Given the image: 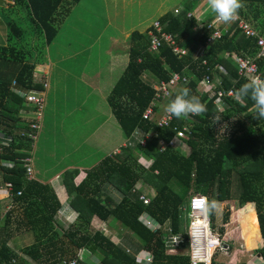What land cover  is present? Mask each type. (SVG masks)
<instances>
[{
    "label": "trees",
    "instance_id": "obj_1",
    "mask_svg": "<svg viewBox=\"0 0 264 264\" xmlns=\"http://www.w3.org/2000/svg\"><path fill=\"white\" fill-rule=\"evenodd\" d=\"M80 2L15 0V8H0L7 29L6 41L0 44V133L6 137L0 140V171L3 183L11 185L9 198L14 208L3 211L0 199V264H64L71 260L78 264L83 248L99 259L100 264H142L136 261L141 249L153 255L150 264H190L186 253L189 234L182 210L184 193L189 188L194 190V195L201 194L219 203L218 210L208 216L209 224L213 231L221 233V239L226 234L231 249L228 255V249H218L212 264H245L252 249L264 262V119L253 118L249 111L251 100L235 99L236 89L247 78L238 73L233 60L234 54L258 52L256 39L264 38V0H242L244 7L238 13V19L248 23L255 36L246 37L233 21L222 26L221 37L209 44L207 39L213 28H207L206 22L214 16L205 0L181 1L178 13L169 10L158 21L161 31L173 34L175 44L188 49L185 55L173 52L165 41L159 44L158 51L152 50L150 31L158 34L153 24L144 32H132L129 63L107 96L126 139L117 145L119 151H109L90 170L77 168L64 172L65 191L73 194L69 205L78 214L75 222L65 223V227L56 219L63 203L54 185L33 177L31 153L39 127L32 124L40 119L36 114L21 115L20 109L26 107L25 96L29 91L45 90L46 80H35V62L42 60L43 47L51 44ZM189 12L192 15L187 17ZM19 14L22 18H17ZM204 17V25L199 29L198 20ZM199 45L203 54L197 53ZM255 61L260 77L264 78V55ZM218 65L225 67V73ZM172 72L186 77L183 87L201 98L207 112L186 119L171 117L161 126L157 119L165 113L164 103L155 106L158 112L155 118H146L144 114L155 100L152 79L167 81ZM215 74L221 77V84L213 81ZM206 77L216 85L213 94L196 91L199 81ZM218 98L223 107L218 106ZM29 104V110L35 109L33 103ZM220 123L230 124L231 131L218 134L215 127ZM138 131L142 137L136 138ZM180 131L183 133L180 139L191 148L187 154L178 145L169 143ZM162 140L166 143H160ZM140 155L151 162L150 167L139 161ZM28 166L32 169L31 178L27 175ZM236 178L238 187L234 193ZM141 181L156 190L149 204L139 197ZM172 181L183 192L174 190ZM108 185L118 192L120 199L110 194ZM230 200L240 204V214L235 218ZM15 209L22 216L17 217V227L24 226L33 235V242L21 247V253L8 244L13 237L10 224ZM143 215L160 226L151 227ZM101 222L131 230L137 238L132 252L102 231L98 226ZM172 234H180L181 240L177 244L178 252L170 253L168 238ZM236 245L239 252L246 253L245 260L231 256L235 255L232 249Z\"/></svg>",
    "mask_w": 264,
    "mask_h": 264
},
{
    "label": "rangeland",
    "instance_id": "obj_2",
    "mask_svg": "<svg viewBox=\"0 0 264 264\" xmlns=\"http://www.w3.org/2000/svg\"><path fill=\"white\" fill-rule=\"evenodd\" d=\"M85 3L84 4H89L90 5V0H84ZM93 1H97L98 3H100L99 7H95V9L92 10V14L95 18L99 17V21L101 22V17L104 15L105 13V3L104 1H106L107 3V13L111 16L114 17L113 22L111 23L112 28L111 30H108L107 33H111L112 31L117 32L118 30H116L117 28H122L125 31L126 29H129L130 33H132L135 30H139L142 31L143 28H145L147 25L151 24L153 22L156 23V21L158 20L155 19L156 17H158V15H160L162 12L165 11V13L169 10H175V8L177 7V5L180 4L181 1L183 0H161L162 3H168L165 6V9H162L160 12H155L154 8L150 7L149 5L143 7L142 10V4H140L138 6L132 3H129V7L125 8L122 3L120 1H114L115 3H111L109 2L110 0H93ZM139 1V0H136ZM202 0H200L201 2ZM85 6V5H84ZM91 6V5H90ZM199 7V6H198ZM2 10V9H0ZM175 12V11H174ZM80 14V11H75L73 13V17L75 18V16L77 17ZM22 15H18L17 18H22ZM239 16V15H238ZM206 17L201 18L200 20H198V24L202 23L203 20H205ZM73 20V19H72ZM22 21V19L20 20ZM97 21V19H95L94 23ZM143 21V23H142ZM93 23V24H94ZM102 23V22H101ZM92 24V25H93ZM197 24V27L199 28L202 24H200V26ZM64 29H60L61 31L67 32L70 31L72 29V27L75 30H79L80 26L77 23H73L67 22V20L64 22ZM98 25V24H95ZM6 33H7V29L5 28V36L1 37L0 36V44H2L3 42L6 41ZM1 34V32H0ZM4 34V33H3ZM1 34V35H3ZM121 36V33L119 34ZM70 37H67V35H63L61 34L60 37H58L57 42H59L60 44H64L67 41H69ZM104 39V37L102 38ZM115 42L117 40H114ZM125 41V40H124ZM116 44V43H115ZM120 45V44H119ZM187 49V48H186ZM43 65L40 64H36L35 68L37 69V71H39L40 67H46V65H48V68L50 67V69L52 68V66L54 65V60L52 58H50L51 60L47 61L46 59L48 58V56L50 57V49L49 47H43ZM188 52V49H187ZM235 58L237 57L236 55L234 56ZM47 61V62H46ZM51 61V62H50ZM237 62V60H235ZM70 67L73 68V65L70 64ZM47 68V67H46ZM218 69H220L221 72L225 73L226 69L223 65H218ZM48 71V69H47ZM46 71V72H47ZM47 75L46 73L43 74V76L41 75H37V73L34 75L35 76V80L36 81H41L46 83V87L45 90L42 92H37V94H40L43 97V102H42V106L41 109L39 108L40 114H39V122H37V134L35 136V138H37L34 143H33V147H32V166L34 169V173L37 177H42L43 176V172L45 171V169L48 171V173H46L48 177V181L54 177L56 175L57 172L60 171L61 168H66L69 170H73V169H82V170H90L91 168H93L96 164H98L99 161H101L102 158L105 157V154H108L106 151L108 150V147L111 143L110 139H105L106 136L108 135V133L104 134V133H95V134H88L89 130H84V132L80 133L78 131V128H75V130L78 132V134H70V126L72 125L73 121L68 122V119H64L67 115L66 112L63 111L68 110L71 104H66V102L63 104L61 101V94L62 91H57L55 94V98H51L49 100V96L46 94V90L48 88V83H47V76L44 79V76ZM54 76H56L55 72H54ZM250 77V76H249ZM248 77V78H249ZM59 78V77H57ZM213 81L217 84H221V77L218 76L217 74L213 75ZM70 80H68L69 83ZM76 80L73 79L70 82H75ZM154 84L156 83L155 81H153ZM186 82V81H184ZM215 83L213 84L214 86ZM13 85V81L11 83ZM185 84H180L178 87L173 88V90L176 92L177 89L183 87ZM203 84L199 81L197 87H196V91L201 94L203 93L202 91H204L203 89ZM167 91L169 92V89H167ZM205 92V91H204ZM209 94H213V90L208 92ZM26 100V107L20 109V113L21 115H26V116H31L34 115L37 111V109H33V110H29L27 108V105H30L29 102L27 101V98L25 97ZM48 102H49V106L48 107ZM168 104V101H166L163 105L166 106ZM220 104V103H217ZM218 106H222L221 104ZM223 107V106H222ZM221 107V108H222ZM57 110V111H55ZM221 110V109H220ZM63 111V115L59 116V114ZM52 115V119L49 115ZM55 114V115H54ZM54 115V116H53ZM25 117V116H24ZM11 118V117H10ZM64 122L65 121V127L64 129L58 128V122ZM46 122H48L46 124ZM57 122V123H56ZM68 122V124H67ZM56 123V124H55ZM2 127V126H1ZM69 127V128H68ZM57 129V130H54ZM105 129H109V126H107ZM215 130L220 133H229V131H231V127L230 124L227 126L224 123H220L217 124L215 127ZM24 132V131H23ZM75 132V131H74ZM218 133V134H220ZM141 135V136H139ZM135 137H142V133H138L135 132ZM181 137V136H180ZM180 137H175L172 140L174 141V145H178V148L180 149V151H182L183 153L187 154L190 152V145L187 144V142L183 141V139H180ZM125 141V140H124ZM161 143V142H160ZM1 145V144H0ZM115 151H119V148L116 149V147L114 148ZM113 151V150H111ZM139 161L144 164L146 167H150L151 162L146 161V159L143 156H139ZM5 163L1 161V164ZM6 165H9L8 163H6ZM68 165H73V167L75 168H71L68 167ZM57 181H50L48 182V184L53 185L55 187V190L57 192V195L59 197V199L62 201L63 205H69V201L71 199V197L73 196V194H68L65 191V187L63 185V177H61V179L56 178ZM60 180V181H59ZM171 186L173 187L174 190L180 192H183V189H181V186L179 184H177V182L172 181L171 182ZM238 187V180L236 178V182L233 185V190L234 193H237V187ZM139 187V191H143L145 194H148L150 196V198H152L154 195H156V190L154 188H152L151 186H149L148 184H146L144 181H141L138 184ZM108 191H110L111 195L115 197L116 200L120 199L118 195V192H116L115 190L111 189V185H108ZM194 195V190L189 188L187 190L186 193H184V198H185V205L182 207V210L184 211V215H185V223H184V227L185 229L188 231V226L190 227V221L192 219L196 220L197 217H200L201 215L197 212V216L195 214V212H193L188 205V200L189 198ZM0 199L3 200V211H7L11 208H13V204H11L10 198H9V192L7 190V187L5 186V183H3L2 181V173L0 171ZM113 199V200H115ZM230 206L232 207V218H235L234 216H239L240 212H239V203L235 202L234 200H230L229 201ZM14 209V208H13ZM255 210V209H254ZM20 210L15 209L13 211V216L11 218V224L10 227L12 228V239L8 242L9 246L11 248H13L15 250V252H20V248L24 247L26 245H29L33 242V235L32 233H30L29 231L25 230L24 226H20L17 227L18 225V219L17 217H19L21 219V212L19 213ZM256 212V211H255ZM257 213V212H256ZM17 219V220H16ZM58 222H61L65 227H67V223L66 221H61L58 220ZM148 221V219L146 220ZM218 221V219L216 220ZM159 223H157L158 225ZM196 225L198 226V228L195 229V231H193V235H197L198 236H203L204 235V227L201 226L199 227V223L198 221H196ZM210 225V224H209ZM98 226L100 227V229L102 231H104L111 239H113L114 242L120 244L122 247H125V249H129L130 252H132V249H134V245L137 244V238L136 235L129 229L127 228H123L122 226L119 225H115V224H108V223H99ZM160 226V225H159ZM207 228V227H206ZM59 229V228H58ZM211 229V227H210ZM208 228H207V232H208ZM211 231L216 234V235H220L217 234L218 232H215L211 229ZM180 235V234H177ZM226 234L224 233L222 235L223 239L222 241L227 243L228 241L230 242L229 238H227V236H225ZM168 246L170 248V252H172V247H174L173 244V238L171 237V235L168 238ZM228 250H227V255L230 254V247L229 245H226ZM239 246L236 245L235 247H233L232 250L235 249V255L234 253L231 254V256H240L241 258H236L239 260H245L246 258V253L242 252V250H240L239 252ZM126 249V250H127ZM187 249V250H186ZM186 253L189 255V245L186 248ZM255 249V248H254ZM144 249L140 250V253L143 252ZM174 252H178L177 246L175 245V249H173ZM204 253V252H203ZM200 258L203 257V254L201 256H199ZM80 261L81 263L78 262V264H95V259H97L93 254L90 255L88 250L86 249H82L80 252ZM213 258V256H212ZM261 257L258 253L254 252V250H250V256L248 258V260L245 261V264L253 261V262H257L260 261ZM229 262H235V261H230Z\"/></svg>",
    "mask_w": 264,
    "mask_h": 264
},
{
    "label": "crops",
    "instance_id": "obj_3",
    "mask_svg": "<svg viewBox=\"0 0 264 264\" xmlns=\"http://www.w3.org/2000/svg\"><path fill=\"white\" fill-rule=\"evenodd\" d=\"M114 1H120L125 8L131 6L129 3L134 5L138 3V6L142 4V10L143 7L149 5L154 8L155 12H160L162 9H165L166 4H168H163L161 0H110L109 2L115 3ZM84 3L85 1L81 0V2L74 7L72 14L67 19V22L71 21L73 26L74 23L79 24V30H75L73 27L67 32L60 30L51 44L46 46L50 49V57L48 56L46 60L49 61L51 60L50 58H52L54 60V65L50 69V67L48 68V65L45 64L47 68L42 66L39 71L35 68V73L41 76H43L44 73L47 74L44 76V79L47 76L48 88L46 94L49 96V100L55 98L56 92L60 90L62 91V93H60L62 103L64 104L66 102L65 105L72 103L68 110H63L67 115L64 119H68V122L73 121L72 125H69L71 127L70 134H78L75 128H78L80 133L88 129H91L88 134L108 133L105 138L106 140H111L108 150L106 151L108 153L126 139L108 105L107 96L117 79L123 74L127 63H129V38L132 33H130L129 29L124 31L123 27L117 28V32L112 31L111 33H107L108 30L114 29L112 28L114 26L111 25L114 17L107 13L106 1H104L105 13L101 17L102 23L99 21V17L95 18L92 14V10L95 9V7H99L100 3L93 0L89 2L91 6ZM15 7V0H0V8L12 9ZM75 11H80V14L72 18ZM164 13L165 11L155 19L159 18ZM95 19H97V21L94 23ZM153 22L143 28L142 32L146 31ZM5 28L4 20L0 14V32L1 34L4 33L3 35L0 34L1 37L5 36ZM62 29H64V25H62ZM120 33L121 36L119 35ZM61 34L67 35V37H70V40L64 44H60L57 40ZM103 37L104 39H102ZM114 40L117 41L115 42ZM43 61L44 59L42 56V60L35 62V65H43ZM70 64L73 65V68L70 67ZM54 72L56 76H54ZM73 79L76 81L70 82ZM68 80H70L69 83ZM48 107H50L49 102ZM63 111L59 116L63 115ZM49 116L52 119V115ZM47 123L48 122H46V124ZM107 126H109V129H105ZM64 127L65 121H59L58 128L61 130L64 129ZM138 132L139 134L142 133L141 131ZM68 167L75 168L73 165H68ZM67 170L69 169L61 168L60 171L48 181V177L50 176L46 175V173H48L46 169L42 177H37L33 169V177L46 183L50 181L56 182V178L61 179V177L64 176V172Z\"/></svg>",
    "mask_w": 264,
    "mask_h": 264
},
{
    "label": "built area",
    "instance_id": "obj_4",
    "mask_svg": "<svg viewBox=\"0 0 264 264\" xmlns=\"http://www.w3.org/2000/svg\"><path fill=\"white\" fill-rule=\"evenodd\" d=\"M180 7H176L175 8V13H178ZM192 15L191 12L187 13V17H190ZM239 16L237 17V19H235L234 21L237 22L238 27L241 29V32L244 33V35L246 37H251V36H255L256 32L254 31V29L248 24L246 23L243 19H238ZM206 27L207 28H213V31L211 33V35L208 37L207 39V44L209 43H213L215 41V39L220 38L221 37V33H222V26H226V24H221V23H216L214 22V19H212L211 21L206 22ZM202 24L201 26L204 25V23H200ZM200 24H198L200 26ZM154 25V29L156 28L158 31V34H155L154 31H150L151 34V48L154 51H158V46L161 42L165 41L169 46H171L172 51L177 53L179 56L180 55H185L187 54V49L186 48H181L178 45L175 44V40H174V35L171 33H167L164 31H161L160 28V23L157 20L156 23L153 24ZM201 26L199 27V29L201 28ZM256 44L258 46L257 49V53H255L254 55H250V54H234V56L236 55L237 57H233V60H237V62L235 61L237 67H238V73L246 78H248L249 76H256L259 75L260 73L258 71V66H257V62L255 61V59L259 56V55H264V38L262 37H258L256 39ZM202 46L199 45L198 54H203V51L201 50ZM186 77L185 76H180L177 72H172L171 77L167 80V81H160V82H156L154 84V88L156 89V95H155V100L152 102V104L149 105L148 109L146 110L144 116L146 118L148 117H153L155 118L156 115H158V112L156 113L155 111V106L158 105L159 102L161 103H165L166 100L169 101V98L172 96V94H174V90L173 88L178 87L180 84H184V81H186ZM203 84V90L207 93L211 90H213L215 88V86L212 84V81H210V79L208 77L204 78L203 80L200 81ZM167 89H169V92L167 91ZM37 92H42V91H36V90H31L29 91L28 94H26V98L27 101L29 103H33L35 105V108L37 109L36 111V118L39 117V114L41 111H39V108L41 109V104L43 102V97L40 94H37ZM229 93H233L232 90L229 91ZM223 94V92L220 90L218 91V95ZM157 101V102H156ZM220 101V98H218L216 100V102ZM220 103V102H218ZM166 108V106H165ZM171 118V116H169L166 112L162 115L158 117V124L163 126L165 124H167V122L169 121V119ZM32 126L37 127V124H32ZM181 135H183V133L180 131L176 134V136H174L173 138H177L180 137ZM6 137L3 136L2 133H0V140L5 139ZM173 138H171L169 140V143H174V141L172 140ZM7 139H10L7 138ZM161 143L165 144V140H162ZM29 159V158H27ZM27 175L29 178L32 177V169L28 166L27 168ZM5 186L7 187L8 192L11 190V185L9 183H5ZM142 193L140 194V199L145 203V204H149L151 201V198L148 194H145L143 191H141ZM17 194H20V191L17 192ZM195 195H201V194H195ZM194 196V195H193ZM192 196V197H193ZM204 196V195H203ZM189 201V208L190 207V202L191 199ZM197 213V212H195ZM143 218H147L148 219V224L151 225V227L155 228V227H159L157 225V223H153V221H151L149 219V217L147 215H143ZM202 219L206 222V225H204V235L203 236H198L193 235V231H195V227H194V219H192L190 221V227L188 226V233H189V255H190V264H212V249L216 248L217 246H220V244L224 242L222 241L220 235H216L214 234L211 229H210V225H209V217L205 218L202 216ZM208 228V232H207V228ZM220 234V233H217ZM171 237L173 238V244L174 247H172L173 249H175V245L177 246V244H179V241L181 240V236L177 235V234H172ZM177 239H179L177 241ZM172 249V252H174V250ZM170 252V253H172ZM204 252V253H203ZM203 254V257L200 258L199 256H201ZM153 259V255L150 252H147V250H143V252L140 255V258H137L136 261H138L139 263L142 264H150L152 262ZM66 264H75V260H71L69 262H67ZM247 264H264L261 260L259 262H249Z\"/></svg>",
    "mask_w": 264,
    "mask_h": 264
},
{
    "label": "clouds",
    "instance_id": "obj_5",
    "mask_svg": "<svg viewBox=\"0 0 264 264\" xmlns=\"http://www.w3.org/2000/svg\"><path fill=\"white\" fill-rule=\"evenodd\" d=\"M205 3L208 11L214 16V22L221 24L233 22L237 19L239 10L244 7L242 0H205ZM245 98L253 102L249 110L253 118L256 120L264 119V78L259 75L249 77L236 89L235 99L238 102H244ZM165 112L171 117L186 119L190 115L200 116L206 113L207 106L199 96L191 94L190 88L181 87L174 96L169 98ZM190 207L193 212H198L207 218L218 210L219 203L216 199L209 200L206 196L194 195L191 199ZM77 217L78 214L70 205L62 204L56 214V219L66 221L69 224L74 223ZM226 245L229 244L224 242V246ZM63 263L66 264V261ZM95 264H100V260L95 259Z\"/></svg>",
    "mask_w": 264,
    "mask_h": 264
},
{
    "label": "bare ground",
    "instance_id": "obj_6",
    "mask_svg": "<svg viewBox=\"0 0 264 264\" xmlns=\"http://www.w3.org/2000/svg\"><path fill=\"white\" fill-rule=\"evenodd\" d=\"M196 216H197V215H196ZM196 221H198V223H199V227H201V226L204 227V225H206V222L202 219V215H201L200 217H197L196 220H194V222H195V223H194V227H195V229L198 228V226L196 225ZM195 229H194V230H195ZM258 229H259V228H258V226L256 225V226H255V230L258 231ZM224 248H225V249H228L227 246H224L223 243H222V244H220V246H217L216 248L212 249V256H214V254L217 252L218 249H224Z\"/></svg>",
    "mask_w": 264,
    "mask_h": 264
}]
</instances>
